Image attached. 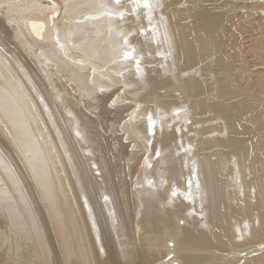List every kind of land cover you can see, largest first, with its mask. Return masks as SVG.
<instances>
[{
	"label": "bare ground",
	"instance_id": "obj_1",
	"mask_svg": "<svg viewBox=\"0 0 264 264\" xmlns=\"http://www.w3.org/2000/svg\"><path fill=\"white\" fill-rule=\"evenodd\" d=\"M0 264H264V0H0Z\"/></svg>",
	"mask_w": 264,
	"mask_h": 264
},
{
	"label": "rangeland",
	"instance_id": "obj_2",
	"mask_svg": "<svg viewBox=\"0 0 264 264\" xmlns=\"http://www.w3.org/2000/svg\"><path fill=\"white\" fill-rule=\"evenodd\" d=\"M200 202H201L200 204L202 205V203H203V199H201V201H200ZM202 208H203V207H202ZM197 210H198V209H197Z\"/></svg>",
	"mask_w": 264,
	"mask_h": 264
},
{
	"label": "snow or ice",
	"instance_id": "obj_3",
	"mask_svg": "<svg viewBox=\"0 0 264 264\" xmlns=\"http://www.w3.org/2000/svg\"><path fill=\"white\" fill-rule=\"evenodd\" d=\"M117 2H119V0H117Z\"/></svg>",
	"mask_w": 264,
	"mask_h": 264
}]
</instances>
